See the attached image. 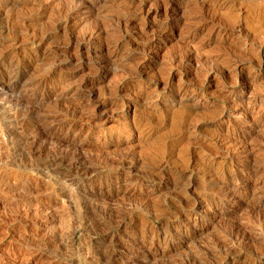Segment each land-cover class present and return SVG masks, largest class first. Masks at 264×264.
I'll use <instances>...</instances> for the list:
<instances>
[{
	"label": "rangeland",
	"instance_id": "rangeland-1",
	"mask_svg": "<svg viewBox=\"0 0 264 264\" xmlns=\"http://www.w3.org/2000/svg\"><path fill=\"white\" fill-rule=\"evenodd\" d=\"M86 1L0 0V264H264V0Z\"/></svg>",
	"mask_w": 264,
	"mask_h": 264
},
{
	"label": "bare ground",
	"instance_id": "bare-ground-1",
	"mask_svg": "<svg viewBox=\"0 0 264 264\" xmlns=\"http://www.w3.org/2000/svg\"><path fill=\"white\" fill-rule=\"evenodd\" d=\"M78 1V0H77ZM84 1V0H83ZM86 1V0H85ZM88 1H90V0H88ZM87 2V1H86ZM76 3V2H75ZM91 3H93V2H91ZM94 4V3H93ZM96 4V3H95ZM171 4V3H170ZM77 6V5H76ZM81 6H82V1H81ZM84 6H85V2H84ZM88 6V5H87ZM92 6V5H91ZM90 6V7H91ZM76 8V7H75ZM81 10V9H80ZM79 12V11H78ZM77 12V13H78ZM74 13V12H73ZM122 19H123V17H122ZM120 20V19H119ZM132 22V21H131ZM96 26H98V25H96ZM101 27V26H100ZM103 27V26H102ZM96 29V28H95ZM98 29H100L99 31H101V30H103V28L101 29V28H98ZM105 30H108V29H104V31ZM94 31V30H93ZM103 31V32H104ZM86 34H88V33H86ZM86 34H84V35H86ZM90 34H91V32H90ZM96 34H98V33H96ZM87 36H89V35H87ZM91 36H93V35H91ZM97 36V35H96ZM100 36H102V34H100ZM124 36V35H123ZM90 37V36H89ZM82 38H84V36L82 37ZM92 38H90V40H91ZM82 40V39H81ZM85 40V39H84ZM87 40H89V39H87ZM97 40H99V39H97ZM86 41V40H85ZM90 42V41H89ZM111 57V56H110ZM116 58V57H115ZM128 59V58H127ZM113 60H114V58H113ZM107 61V60H106ZM17 67V66H16ZM9 71H10V69H8ZM13 70V69H12ZM15 71V70H14ZM16 72V71H15ZM9 73V72H8ZM17 73V72H16ZM3 74V73H2ZM6 74V73H5ZM11 75V74H10ZM17 75V74H16ZM1 78V77H0ZM1 82V81H0ZM1 84V83H0ZM4 84V83H3ZM2 86V85H1ZM0 86V87H1ZM4 86V85H3ZM1 87L0 88V94H2V93H4V94H6V93H8L9 91H7V89L5 88V87ZM6 86V85H5ZM9 94V93H8ZM9 96V95H8ZM10 96H11V94H10ZM0 98H1V96H0ZM5 98H7V97H5ZM9 99V98H8ZM2 100H3V97H2ZM10 100V99H9ZM5 101H6V99H5ZM12 101V100H11ZM11 101H9V102H11ZM13 102H15V101H13ZM16 102H17V100H16ZM0 104H1V102H0ZM7 104V103H6ZM5 104V105H6ZM2 105H4V104H2ZM5 107V106H4ZM3 107V108H4ZM1 109V108H0ZM54 113V112H53ZM12 118H14V117H12ZM50 118V117H49ZM43 119V118H42ZM68 120V119H67ZM68 122H69V120H68ZM72 122V121H71ZM70 123V122H69ZM125 159H127V158H125ZM90 170V169H89ZM255 171V170H254ZM89 172V171H88ZM91 172V171H90ZM253 172V171H252ZM88 174V173H87ZM241 173H239V175H240ZM230 179V178H229ZM223 188V187H222ZM237 193V192H236ZM184 200V199H183ZM263 203V202H262ZM223 249V248H222ZM227 250V249H226ZM230 250V249H229ZM224 251V250H223ZM225 252V251H224ZM224 252H222V253H224ZM224 259H226V258H224Z\"/></svg>",
	"mask_w": 264,
	"mask_h": 264
}]
</instances>
